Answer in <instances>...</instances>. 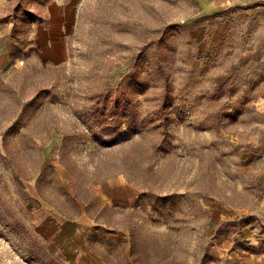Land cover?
<instances>
[{
	"label": "rangeland",
	"instance_id": "374dc122",
	"mask_svg": "<svg viewBox=\"0 0 264 264\" xmlns=\"http://www.w3.org/2000/svg\"><path fill=\"white\" fill-rule=\"evenodd\" d=\"M0 264H264V0H0Z\"/></svg>",
	"mask_w": 264,
	"mask_h": 264
},
{
	"label": "bare ground",
	"instance_id": "6f19581e",
	"mask_svg": "<svg viewBox=\"0 0 264 264\" xmlns=\"http://www.w3.org/2000/svg\"><path fill=\"white\" fill-rule=\"evenodd\" d=\"M53 44V43H52ZM57 47V46H56ZM53 48V47H52ZM57 50H58V48H57ZM52 54V53H51ZM53 56H55V55H53ZM57 56V55H56Z\"/></svg>",
	"mask_w": 264,
	"mask_h": 264
},
{
	"label": "trees",
	"instance_id": "16d2710c",
	"mask_svg": "<svg viewBox=\"0 0 264 264\" xmlns=\"http://www.w3.org/2000/svg\"><path fill=\"white\" fill-rule=\"evenodd\" d=\"M144 192H142L141 194H143Z\"/></svg>",
	"mask_w": 264,
	"mask_h": 264
}]
</instances>
